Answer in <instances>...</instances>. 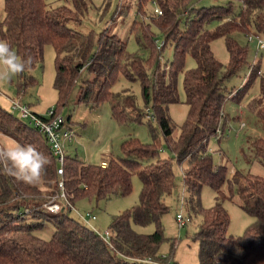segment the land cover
I'll return each mask as SVG.
<instances>
[{"label": "trees", "instance_id": "obj_1", "mask_svg": "<svg viewBox=\"0 0 264 264\" xmlns=\"http://www.w3.org/2000/svg\"><path fill=\"white\" fill-rule=\"evenodd\" d=\"M59 1L52 6L47 0H5L0 39L32 61L30 69L17 77L20 93L38 83L32 71L43 62L45 48L50 45L56 53L57 112L69 105L79 89L78 104L95 108L108 102L113 118L122 124L156 120L175 157H162L157 146L135 136L123 141V156L111 158L107 166L67 154L65 190L73 206L84 198L101 201L114 195L127 196L133 191L134 176L142 182L139 203L112 217L110 241H106L86 222L71 216L72 209L61 197L57 198L62 205L60 212L45 207L60 193L56 157L38 127L0 104V136H9L22 145L32 144L50 160L44 181L36 186L19 183L0 172V264H178L174 260L178 240L166 235L163 224L171 211L168 198L176 187L173 160L183 167L187 193L183 206L191 221L201 218L194 234L200 264H264V176L235 171L230 179L229 166L216 165L210 148V139L230 120L224 115L226 82L248 63L249 46L235 34L257 32L264 37V0H228L201 7L195 5L198 0H138L139 13H146L148 3L162 11L151 15L149 23L135 19L130 26V32L143 33L152 50L148 59L130 53L127 40L109 28L100 34L76 28L84 23L88 0ZM127 10L128 6H122L119 15ZM214 21H219L217 28L207 29L206 25ZM152 24L164 37L163 48L169 44L174 47V59L165 69L161 68L162 50L155 42ZM221 38L229 53L227 64L216 57L212 46ZM189 56L197 66L187 70ZM156 64V70L150 72ZM181 73L185 74L189 113L180 134L174 137L176 125L170 107L180 102ZM122 76L141 83L143 107L131 89L114 90ZM257 80L260 93L250 102L249 110L264 123L261 61L251 65L247 81L232 91L231 98L242 102ZM151 129L155 133L153 126ZM251 145L255 158L264 164V138H254ZM226 183L232 187L241 183L245 198L241 207L254 219L237 236L229 234L231 216L225 202L231 195L224 192ZM205 186L215 193L213 207L203 204ZM47 224L54 227L49 239L40 234ZM149 225L155 226L154 232L136 229ZM167 242L171 249L165 254L161 248Z\"/></svg>", "mask_w": 264, "mask_h": 264}, {"label": "rangeland", "instance_id": "obj_2", "mask_svg": "<svg viewBox=\"0 0 264 264\" xmlns=\"http://www.w3.org/2000/svg\"><path fill=\"white\" fill-rule=\"evenodd\" d=\"M90 8L85 16L84 23L76 26L79 30H93L96 34H100L104 29L109 28L112 32L118 33L124 40L128 42V51L130 53L139 54L145 59L152 56V50L147 45L144 35L141 31L130 32V26L135 19L140 21H151V15L155 14L157 7L154 3H148L145 7L146 13H139L137 10L138 0H88ZM228 0H198L195 5L210 6L217 3H226ZM47 2L56 6L59 0H47ZM121 6V7H119ZM129 8L126 14L119 15L120 10ZM117 12L116 16L115 13ZM115 16V17H114ZM5 18V0H0V32L1 22ZM219 21H214L206 25L207 29H216ZM151 31L155 37L157 46L160 47L164 43V37L156 25H151ZM236 38L245 45L249 46L248 63L240 70V72L230 78L226 82L227 98L224 104V115L230 120L224 130L210 139V148L214 154V162L216 165L225 164L229 166L228 177L231 179L235 171L243 174L251 173L254 175L264 176V164L255 158V154L251 145V141L257 137L264 138V123L257 115L249 110V104L260 93V82L257 80L250 92L246 95L242 102H237L231 98L234 94L233 90L241 88L248 79L250 67L257 61H261V68L264 72V52L256 53L254 42L249 41V37L240 33L235 34ZM1 40V39H0ZM216 57L224 64L230 60L225 39L221 38L212 44ZM160 64L161 68L169 67L174 59L173 45L160 47ZM197 66L196 60L189 56L186 60V69L190 70ZM157 68L152 65L150 72H154ZM38 83L30 87L26 92L20 93L18 88V78L13 77L10 82L0 85V104L9 112L19 117V113L12 108L11 101L21 99L25 104L33 108H37L38 114L46 115L51 109L57 108L59 100L58 91L55 87L57 77L56 53L52 46L47 45L44 53V60L37 65L32 71ZM185 74L179 75V94L180 102L170 107V115L173 123L176 125L174 137L180 134L181 127L188 118L189 108L186 104L185 91ZM131 89L136 95L140 106L143 107V97L140 82H129L124 76L120 78L114 86L115 91ZM232 92V94H231ZM230 93V94H229ZM79 89H76L72 99L64 109L62 115L68 119L71 116V125L76 133L75 141L70 143V148L77 150V156L83 161H90V164L101 165L103 162L109 163L111 158L123 156L122 143L129 136H135L145 144H153L159 148L162 157L174 159L175 155L169 147L158 122L153 120L152 123L129 122L122 124L116 121L112 116L111 106L108 102H104L99 107H91L88 104H78L77 96ZM242 123L245 125L241 128ZM151 126L155 129L152 132ZM12 140L9 136H0V144H6L12 147ZM92 161V162H91ZM87 162V163H88ZM176 173V187L174 193L168 198V205L171 211L164 216L163 224L166 235L169 238H177L178 246L175 252L174 260L178 264H200L199 260V243L194 240V234L198 228L200 217H193L192 221L184 227H179L176 220L177 211H183L186 217L188 215L186 208L183 206L187 196L184 185L183 167L173 160ZM244 179H242L243 183ZM142 190V182L139 176L133 178V191L127 196H113L107 200L96 201L95 199L84 198L75 202V207L71 211V216L85 224L82 216L96 215L97 219L93 220V225L100 235H104L110 229L111 219L113 216L132 209L139 203V197ZM224 192L231 197L225 202V207L230 213L231 224L229 227L230 235H241L245 232V228L254 220L241 207L244 203V195H242V186L226 183ZM185 199V200H184ZM202 201L205 207H213L215 205V193L210 186H205L202 192ZM136 229L152 233L155 231L154 225L146 227L136 226ZM54 232L52 224H47L44 231L40 234L43 238L49 239ZM170 243H165L161 250L162 253L170 252Z\"/></svg>", "mask_w": 264, "mask_h": 264}, {"label": "built area", "instance_id": "obj_3", "mask_svg": "<svg viewBox=\"0 0 264 264\" xmlns=\"http://www.w3.org/2000/svg\"><path fill=\"white\" fill-rule=\"evenodd\" d=\"M155 12L161 14V9L157 6ZM249 41L255 43L256 50L258 52H264V37L257 32H252L248 35ZM164 43L161 44L163 46ZM160 46V47H161ZM158 47L159 50L161 48ZM12 108L20 114V116L26 120L31 121L40 131L46 136L49 145L56 157L58 162V186L60 189L59 195L52 199V201L45 205V207L53 212L58 213L61 210V204L57 202V198L61 197L66 201V205L71 209H74L68 198L67 192L65 190V162L67 156V145L75 141L76 133L74 129L67 125V119L62 115L61 112H57L56 108L51 109L46 115H41L35 112L30 105L25 104L21 99L11 101ZM245 123H242L243 127ZM103 166H107V162L102 163ZM85 222L91 226L96 233L97 229L93 225V220L97 219L96 215L82 216ZM176 220L179 224V227L186 226L191 219L186 217L183 211H177ZM100 235V233H98ZM102 236V235H100ZM111 231H107L102 237L106 241H110Z\"/></svg>", "mask_w": 264, "mask_h": 264}, {"label": "clouds", "instance_id": "obj_4", "mask_svg": "<svg viewBox=\"0 0 264 264\" xmlns=\"http://www.w3.org/2000/svg\"><path fill=\"white\" fill-rule=\"evenodd\" d=\"M31 62V57L20 56L8 41L0 40V85L29 70ZM49 164L47 155L32 144L22 145L15 140L12 147L0 144V172L19 183L29 186L42 183Z\"/></svg>", "mask_w": 264, "mask_h": 264}, {"label": "crops", "instance_id": "obj_5", "mask_svg": "<svg viewBox=\"0 0 264 264\" xmlns=\"http://www.w3.org/2000/svg\"><path fill=\"white\" fill-rule=\"evenodd\" d=\"M256 53H257V55H259V53L260 52H258L257 50H256ZM33 108V107H32ZM34 110H36L37 111V108H33ZM67 125L68 126H70V127H72L73 128V126L71 125V122H70V120H69V118L67 119ZM242 128V127H241ZM70 143H68V145H67V154L68 155H71V156H76V154H77V150H76V148L74 149L73 147H71L70 148ZM84 162H88V161H84ZM90 162V161H89ZM88 162V163H89ZM92 162V161H91Z\"/></svg>", "mask_w": 264, "mask_h": 264}]
</instances>
